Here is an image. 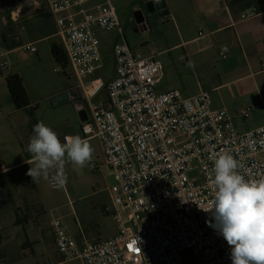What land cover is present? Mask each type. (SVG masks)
Masks as SVG:
<instances>
[{"label": "built area", "instance_id": "2783aa9c", "mask_svg": "<svg viewBox=\"0 0 264 264\" xmlns=\"http://www.w3.org/2000/svg\"><path fill=\"white\" fill-rule=\"evenodd\" d=\"M46 3L79 96L90 109L82 134L84 139L100 141L115 176L116 183L109 188L113 204L104 210L115 209L112 216L119 231L109 240L78 242L63 218H55V245L61 257L81 264H232L231 247L211 226L215 224L212 213L201 208L212 207L211 169L218 154H232L246 179L264 176V126L239 132L227 110L212 107L208 91L192 97L179 90L159 93L161 62L155 54H137L124 42L114 46V77L109 82L95 77L103 68L99 32L117 31L123 36L112 0ZM256 13L254 8L241 19ZM22 49L38 51L34 44ZM219 55L228 59L230 47L223 46ZM12 73L11 63L0 61V74ZM104 90L108 106L94 105L93 99ZM239 115L248 119L252 109L242 108ZM14 168L0 162V175ZM196 169L201 178H190ZM143 220L146 226L140 224Z\"/></svg>", "mask_w": 264, "mask_h": 264}, {"label": "rangeland", "instance_id": "374dc122", "mask_svg": "<svg viewBox=\"0 0 264 264\" xmlns=\"http://www.w3.org/2000/svg\"><path fill=\"white\" fill-rule=\"evenodd\" d=\"M40 1L45 6V0ZM151 1L112 0L123 36L117 31L99 32L103 68L95 77H103L106 82L114 77V46L124 42L143 57L154 53L164 67L161 85H174L184 92L194 79L184 70L182 50L172 48L178 40V28L167 18L153 19L147 11ZM26 3L27 0L0 2V41L3 18ZM138 11L145 17V29L136 22ZM56 42L61 43L59 38L41 42L34 58L21 65L25 68L24 83L32 104L27 110L15 108L6 76L0 74V162L7 167L24 162L0 175V264H81L80 261L65 262L58 252L53 231L55 218L62 217L65 224L72 223L77 239L82 238V230L83 241L109 240L119 233L112 216L115 209L112 207L111 213L104 210L113 204L114 197L109 188L116 181L98 139L89 140L94 154L88 166L65 165L67 183L63 189H53L49 180L43 178L34 183L26 174L31 165L25 161L31 156L25 149L37 122L42 121L51 127L63 143L65 135L84 138L79 103L90 115L89 106L80 98L71 97L57 104L64 94L62 92L76 86L77 82L72 68L64 70L54 59L52 45ZM166 50L167 53L160 54ZM0 61H8L12 65L10 59L2 58ZM92 102L96 106L107 104V92L102 91ZM189 176L199 179L202 175L196 169ZM147 223L143 220L140 224L146 226Z\"/></svg>", "mask_w": 264, "mask_h": 264}, {"label": "crops", "instance_id": "0c3cea01", "mask_svg": "<svg viewBox=\"0 0 264 264\" xmlns=\"http://www.w3.org/2000/svg\"><path fill=\"white\" fill-rule=\"evenodd\" d=\"M164 1L169 14L163 18L178 28V40L172 48L182 50L181 62L194 83L183 92L174 85L162 86L161 80L157 91L179 90L185 97L208 91L212 95V107L227 110L239 132L246 133L264 126V11L242 20V14L254 6H233L232 0ZM140 13L136 12L142 19L143 14ZM140 25L145 29V22ZM1 26L0 55L12 61V74H19L23 81L25 68L21 65L34 58L39 50L36 53L25 52L22 47L28 44L37 47L45 40L60 39L55 17L46 0L45 6L40 0H27L26 4L4 17ZM223 46L230 47V56L226 60L219 55ZM167 50L160 54L167 53ZM162 73L164 75L163 64ZM76 89L77 84L62 93L80 98ZM82 105L78 104L79 110ZM242 108L252 109V116L242 118L239 115ZM23 163L11 167L17 168ZM66 224L77 239L73 224ZM80 233L83 238L82 230ZM82 238L77 239L78 242H83Z\"/></svg>", "mask_w": 264, "mask_h": 264}, {"label": "clouds", "instance_id": "9594fccd", "mask_svg": "<svg viewBox=\"0 0 264 264\" xmlns=\"http://www.w3.org/2000/svg\"><path fill=\"white\" fill-rule=\"evenodd\" d=\"M159 2V0H157ZM44 122L33 126V135L26 146L31 167L26 173L34 183L51 179L54 187L63 189L67 183L65 165L84 168L93 160L94 148L79 135L64 137ZM242 165L225 151L213 161L211 172L215 196L211 212L220 235L231 247L232 264H264V176L246 179L239 169Z\"/></svg>", "mask_w": 264, "mask_h": 264}, {"label": "trees", "instance_id": "16d2710c", "mask_svg": "<svg viewBox=\"0 0 264 264\" xmlns=\"http://www.w3.org/2000/svg\"><path fill=\"white\" fill-rule=\"evenodd\" d=\"M232 4L233 6L239 7L254 6L257 12L264 11V0H232ZM52 55L56 62L61 65L64 70L71 68L68 57L61 43H54L52 45ZM6 82L11 100L15 105V108L17 110H27L30 108L32 104L25 88L23 78L19 74H11L6 76ZM105 106H108V102L105 104Z\"/></svg>", "mask_w": 264, "mask_h": 264}, {"label": "water", "instance_id": "95a60500", "mask_svg": "<svg viewBox=\"0 0 264 264\" xmlns=\"http://www.w3.org/2000/svg\"><path fill=\"white\" fill-rule=\"evenodd\" d=\"M148 13L152 16L153 19H158L160 17H166L169 14V11L167 10V4L164 0H160L159 2H151L148 5ZM140 14H143L142 12ZM135 19L138 24H141L142 22H145V17L143 16L142 19L135 14ZM78 92V89L75 90V92ZM72 96L70 94L63 95L57 102V104H61L65 101H67ZM81 122L84 123L88 120L87 112L83 109L80 112Z\"/></svg>", "mask_w": 264, "mask_h": 264}]
</instances>
